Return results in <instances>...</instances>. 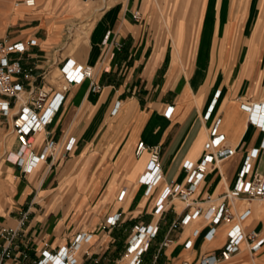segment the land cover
Masks as SVG:
<instances>
[{
  "label": "crops",
  "instance_id": "obj_1",
  "mask_svg": "<svg viewBox=\"0 0 264 264\" xmlns=\"http://www.w3.org/2000/svg\"><path fill=\"white\" fill-rule=\"evenodd\" d=\"M44 1L37 12L30 11V14H40L37 20L28 19L26 15L11 17L12 24L23 21V34L34 33L39 40L36 51H49L59 44L63 22L70 18L54 19L51 13L59 5L51 11L54 0ZM62 1L72 2L70 11L80 7L73 0ZM193 5L194 0H115L101 8L87 29L85 43L77 44L73 48L76 54L69 55L93 68V81L99 89L92 91L88 79L73 85L47 127L50 137L60 145L69 136L75 138L73 149L67 155L70 159L77 158L76 164L81 163L82 167L77 179H72L77 187L73 198L86 197L84 203L89 206L71 207L64 217L62 208L47 210L45 205L35 201L36 197L49 196L60 185L54 186L59 182L57 169L53 168L56 158L40 162L29 174H22L12 163L4 172L12 196L0 205V224L13 226L21 214L27 212L24 229L28 237L39 234L54 239L86 230L94 233L91 244L102 246L109 243V236H105L107 231L101 228L109 215L120 213L118 226L156 221L152 208L160 187L171 180L183 183V161H196L203 152L212 121H203L201 117L214 97L213 119H220L218 129L224 134V143L235 152L205 175L195 193L199 205L209 203L207 196L211 197L210 202L216 201L232 186L247 152L256 151L253 172H264V166L261 170L264 147L259 146L263 131L249 121L248 107L244 105L264 101V15L261 9L264 1L201 0L196 19L189 26ZM222 10H226V24ZM135 11L139 14L137 19L133 17ZM178 21L185 27L181 44L176 48L174 34ZM222 34L229 36L223 46L221 40L218 41ZM252 39L255 45H250ZM62 53L59 50L52 55L56 67L63 58ZM168 106H173L170 117L164 116ZM42 141L43 134L35 137L36 152L42 150ZM139 141L160 147L162 183L149 195H145L144 186L137 182L148 160L147 151L139 156L135 154ZM6 151L10 152L8 158H12L11 149ZM115 175L114 186L132 188L128 205L121 209L92 206L93 199ZM106 189L107 186L104 192ZM245 209L260 213L264 204ZM182 213L183 207L164 213L161 229L164 223L168 225ZM190 226L191 223L170 233L166 229L159 244L165 236L172 242L163 248L155 262L180 264L183 259H196L203 247L200 236L194 240L195 249L178 251ZM63 230L68 232L62 233ZM219 236L216 231L212 238Z\"/></svg>",
  "mask_w": 264,
  "mask_h": 264
},
{
  "label": "built area",
  "instance_id": "obj_2",
  "mask_svg": "<svg viewBox=\"0 0 264 264\" xmlns=\"http://www.w3.org/2000/svg\"><path fill=\"white\" fill-rule=\"evenodd\" d=\"M14 7L22 5L28 9L36 7V0H15ZM137 19V11L133 13ZM29 44L22 39H0V119L9 124L10 132L14 135L17 157L12 161L20 168L22 174H29L38 167L40 162L48 158L53 160L62 150L64 156L73 149L75 138L67 137L60 145L50 137L47 127L53 122L54 117L60 111L65 93L73 86L82 83L86 79L90 81L92 91H97L99 85L93 81V68L78 62L71 56H65L58 62L57 74L49 75V71H41L34 75L38 66L30 65ZM53 63H56L53 61ZM37 77L43 82L37 84ZM216 98L214 97L202 115L203 121L211 120L207 131V139L203 146V152L198 160L186 159L182 163L185 173L183 183L171 180L163 184L157 192L152 216L157 219L154 222H136L131 227L127 240L126 253L129 257L128 264H142V256L150 247L152 241L158 236L161 229V219L171 209L173 199L179 198L183 203V213L168 224L167 233L173 230H181L190 223L199 220L210 226L209 238L218 226L227 225L225 241L217 249V252L202 254L193 261L183 259L180 264H217L228 262L238 253L244 244L250 254H254L264 245V233L253 229L246 231L241 224V219L247 217L248 210L237 213V200L246 201L248 204L254 199L264 198V172H253V161L256 151L247 152L241 162L232 186L227 189L219 199L209 201L206 206L199 205L195 193L202 184L205 175L220 161L231 157L235 150L225 145L224 134L218 129L220 119H213ZM249 111V121L256 123L263 131L260 147H264V101L257 103H245ZM173 106L164 110V116L170 117ZM43 134L42 150H34L37 133ZM28 151L26 160L22 159L25 151ZM143 151L148 152V160L145 169L137 178L138 184L144 186L145 195L153 192V189L162 183L160 147L147 145L139 141L135 154L139 156ZM10 152L6 151V157ZM9 159V158H8ZM247 207V206H246ZM28 213L24 212L10 226L0 224V264H80L84 255L88 260H93V252L90 246L94 233L80 230L72 234L68 240L62 243L38 244L34 237H28L24 229ZM120 213H114L106 217L101 228L112 229L118 226ZM201 227L194 228L182 243L184 251L191 250L195 238L200 234ZM172 239L165 236L160 242L155 259L159 252L167 247Z\"/></svg>",
  "mask_w": 264,
  "mask_h": 264
},
{
  "label": "rangeland",
  "instance_id": "obj_3",
  "mask_svg": "<svg viewBox=\"0 0 264 264\" xmlns=\"http://www.w3.org/2000/svg\"><path fill=\"white\" fill-rule=\"evenodd\" d=\"M15 0H0V39L7 38V39H22L25 42H28L29 44V54L30 58L27 60V62L30 65H37L38 68L36 69L34 75L39 74L41 71H49V75L55 76L58 72L56 64L52 61V55L55 53L57 54L59 50H62V56H69L70 54H76V50L74 51L73 48L78 44H84L86 40V32L91 24L92 21L97 17L102 7L110 5L115 0H73V2L77 3L78 6H80L77 10L70 11L72 2H64L62 0H54V3L51 7H56V10H53L51 14L56 18H62L69 16L70 18L67 19L65 22H63V28L61 30L62 34V41L59 44L54 45V47H51L49 51L45 50H39L36 51L35 48L38 47L39 40L35 38V35L33 32L25 35L23 34L22 29L25 27V24H23L22 20H19L16 23H11V17L20 15L21 18L28 17V19H31L32 17L36 18L40 14H30V11L32 13H35L40 8L38 2V6L33 9H15L13 7V3ZM201 0H194V5L192 7V13L191 17L189 18L188 25L190 26L196 19V14L199 9V3ZM226 1V0H221ZM264 1V0H263ZM222 3V2H220ZM219 3V4H220ZM76 4V5H77ZM223 6V4H222ZM263 9V15H264V6L261 7ZM73 10V9H72ZM18 11V12H17ZM24 12H29V14H23ZM23 14V15H22ZM50 14V15H51ZM69 14H72L71 16ZM225 15L226 10H222V16L225 23ZM219 25V24H217ZM184 23L182 21H178L175 24V34H174V40H175V46L179 47L182 41V35L184 32ZM262 28L264 29V22ZM177 36V37H176ZM221 40V45L227 44L229 40V36L222 34L220 37H218V41ZM256 44V43H255ZM253 39L251 40L250 45H255ZM43 80L40 77H37L36 83H42ZM13 134L10 132L9 124L0 119V205H3L6 203V201L11 200L10 197L12 196V193L10 191L9 183L6 181V174L4 173L6 171L5 167L10 166L12 167V161L15 159V149L16 144L13 143ZM11 149L12 151V158H10L8 161L5 160L6 157V150ZM62 150L59 151L58 155L56 156V164L53 165V168L57 169V174L59 175V182H55L54 186H57L58 183L60 184L59 187L55 192L50 194L47 197H36L35 201L41 203L42 205H45L47 210L50 208L60 209L64 211V217L68 216L69 208L76 207L79 208L82 205L89 206V204H85L86 197H77L73 198L77 187L76 184L73 182L77 179L81 172V163L79 165L76 164L77 158L70 159L69 155H61ZM48 160V159H47ZM61 161V163H59ZM264 166V162L261 166ZM46 168V165L43 168ZM69 176L67 178H64L65 176ZM74 176V177H73ZM10 177V176H9ZM11 178V177H10ZM64 179V180H63ZM128 182L132 183L131 179H128ZM116 175L112 177V179L107 181L104 185V187L101 189V192L99 193V196L96 199H93V205H105V208H111V209H121L123 206H127L130 202V199L132 198L133 191L132 188H127L126 186L116 187L114 186L116 184ZM106 191L104 192V189L106 188ZM104 193V194H103ZM103 194V195H102ZM142 195V194H140ZM102 196V197H101ZM110 197V198H108ZM30 200V199H29ZM128 201V202H127ZM127 202V203H126ZM236 204V210L237 213L240 214L241 208L239 209V206H251V205H263L264 204V198L262 199H254L249 204L246 201L243 200H237L235 202ZM37 206V204H35ZM183 207V203L179 198H175L172 201L171 209H177L178 211L181 210ZM84 211V210H81ZM260 213H252L250 212L249 215L246 217H243L241 219V224L244 227L246 231H249L251 229L253 230H261L264 232V209L261 210ZM79 215V214H78ZM83 216V214H82ZM248 217L249 220H248ZM133 224L128 225L124 224L122 226H118L112 229H106L108 235L107 239H109L108 245L105 243L100 246V244L92 245L90 246V251L93 252L96 250V252H93V260H88L87 256L84 255L82 258V261L80 264H128L129 257L126 253V245L127 240L131 232V227ZM130 226V227H129ZM168 225L167 223H164L162 225V229L160 234L152 241L150 244V247L148 250L143 254L142 256V264H152L153 261L152 258L154 254L157 253V249L159 246V241L163 236V233L166 231ZM201 227V232L198 236L202 239V250L199 252L196 258L200 257L202 254L209 253V252H217V249L224 243L225 241V232L227 229V225H220L217 228V232H219V237L217 239H210L209 232L211 231L210 226H208L204 221L199 220L196 223H192L188 230H186L185 237H188L191 233V231L194 228ZM80 231V230H77ZM75 231V232H77ZM63 232H68V230H63ZM70 233V235L57 237L54 239H47L46 237H42L39 234H35L34 241L38 244H41L43 242H47L49 244H56V243H62L65 240H68L69 237L74 234ZM197 236V237H198ZM94 238V237H93ZM57 239V240H56ZM183 239V240H184ZM93 241V239H92ZM182 243H180L179 246V252L184 251L182 249ZM192 249H195V244ZM163 249L159 252L162 253ZM240 251L242 252L237 253L232 257V259L228 262H220L217 264H264V245L261 247L259 251H257L254 254H250L247 247L244 245L241 247ZM239 251V252H240ZM185 252V251H184ZM169 253V252H168ZM154 264H162V262H155Z\"/></svg>",
  "mask_w": 264,
  "mask_h": 264
},
{
  "label": "bare ground",
  "instance_id": "obj_4",
  "mask_svg": "<svg viewBox=\"0 0 264 264\" xmlns=\"http://www.w3.org/2000/svg\"><path fill=\"white\" fill-rule=\"evenodd\" d=\"M43 1H44V0H36V7H37V3H38V2L41 3V2H43ZM44 2L46 3V1H44ZM40 3H39V4H40ZM13 7H14V5H13ZM14 8H15V9H20V10H22V8H23V9H28V8L22 6V5H19V6L14 7ZM34 8H35V7H34ZM17 12H18V11H17ZM47 12H48V11H47ZM49 13H50V12H49ZM215 33H216V32H215ZM215 42H216V39H214L213 44H215ZM40 134H41V133L39 132V133L36 134V136H37V135H40ZM15 155H16V157H17V152H16V151H15ZM27 157H28V151L26 150L25 153H24L23 156H22V159H23V160H26ZM216 200H217V199H216ZM240 208H241V210H246V209H245V206H243V205H241V207L239 206V209H238V210H240ZM258 208H259V207H258ZM242 246H244V244H243Z\"/></svg>",
  "mask_w": 264,
  "mask_h": 264
}]
</instances>
